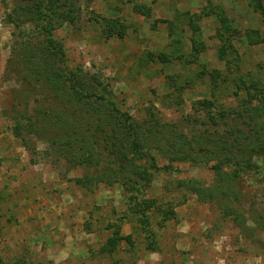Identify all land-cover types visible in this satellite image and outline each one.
Segmentation results:
<instances>
[{
  "label": "rangeland",
  "instance_id": "obj_1",
  "mask_svg": "<svg viewBox=\"0 0 264 264\" xmlns=\"http://www.w3.org/2000/svg\"><path fill=\"white\" fill-rule=\"evenodd\" d=\"M69 1L79 17L55 30L69 63L108 84L137 120L151 113L180 124L187 116L204 118L199 100L235 107L247 95L243 78L264 82V14L254 7H264V0ZM25 3L0 0L1 262L264 264V231L252 219L250 229L240 228L223 213L227 206L201 201L180 186L190 179L211 185L210 165L174 162L155 172L150 185L130 200L120 183L95 189L77 184L87 169L68 162L59 145L35 135L29 147L24 145L14 133V109L24 110L25 100L35 96L22 93L20 101L21 82L8 69L21 31L6 17ZM136 5L148 12L136 11ZM223 16L231 23L223 25ZM113 20L119 21L117 29L125 26L123 36L110 33ZM21 26L25 38L36 42L33 22ZM225 39L232 45L222 48ZM157 159L160 166L169 164L160 155ZM239 189L242 204L236 208L248 218L254 210L264 212L260 174L242 179ZM118 228L122 235L132 234V241L102 253Z\"/></svg>",
  "mask_w": 264,
  "mask_h": 264
},
{
  "label": "trees",
  "instance_id": "obj_2",
  "mask_svg": "<svg viewBox=\"0 0 264 264\" xmlns=\"http://www.w3.org/2000/svg\"><path fill=\"white\" fill-rule=\"evenodd\" d=\"M23 1L25 5L12 9L6 20L21 31L8 61L11 62L8 69L21 82L20 101H23L22 93L35 96L33 102L25 100L24 110L14 109V133L26 147H29L30 135L59 145L68 162L87 169L82 177L76 178L77 184L95 189L100 184L120 183L131 193L130 200L150 185L155 172L170 169L174 162L210 165L214 172L211 185L190 179L181 180L180 186L201 201L227 206L223 213L240 228L250 229L247 222L252 219L254 227L264 231L263 211L254 210L248 218L242 208L235 207L242 204L239 192L242 179L251 174H260L264 179L262 80L248 83L242 77L247 95L235 107L218 105L213 98L199 100L198 104L206 112L204 118L187 116L180 124L151 113L150 117L137 120L120 106L108 84L81 65L69 63L65 46L56 38L55 30L77 20L79 14L74 3ZM254 7L264 14V7L259 3ZM142 8L135 6L136 11L142 12ZM23 12L27 13L26 18H21ZM26 22H33L36 27V42L25 38L21 24ZM118 22L109 23L110 33L117 31L123 36L124 25L117 29ZM230 23L222 17L223 25ZM230 45V40L225 39L222 48ZM241 86L239 83L238 87ZM157 155L169 164L160 166ZM142 202L151 206L150 201ZM122 240L132 241V234L122 235L118 228L101 246L102 253L114 252ZM0 264L6 263L0 260Z\"/></svg>",
  "mask_w": 264,
  "mask_h": 264
}]
</instances>
